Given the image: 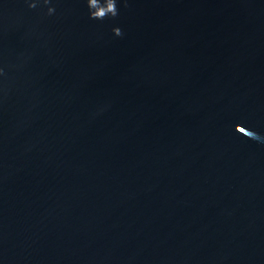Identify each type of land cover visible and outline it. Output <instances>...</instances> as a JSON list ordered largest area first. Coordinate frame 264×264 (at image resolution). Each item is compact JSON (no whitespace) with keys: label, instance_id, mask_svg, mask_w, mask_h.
Listing matches in <instances>:
<instances>
[{"label":"water","instance_id":"95a60500","mask_svg":"<svg viewBox=\"0 0 264 264\" xmlns=\"http://www.w3.org/2000/svg\"><path fill=\"white\" fill-rule=\"evenodd\" d=\"M0 264H264V0H0Z\"/></svg>","mask_w":264,"mask_h":264}]
</instances>
